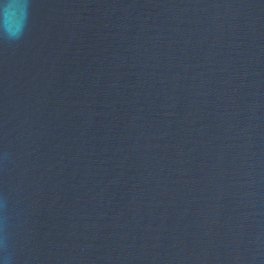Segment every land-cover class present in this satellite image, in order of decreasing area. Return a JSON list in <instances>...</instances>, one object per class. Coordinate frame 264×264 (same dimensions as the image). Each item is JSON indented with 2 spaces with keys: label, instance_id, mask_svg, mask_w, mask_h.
Instances as JSON below:
<instances>
[{
  "label": "water",
  "instance_id": "95a60500",
  "mask_svg": "<svg viewBox=\"0 0 264 264\" xmlns=\"http://www.w3.org/2000/svg\"><path fill=\"white\" fill-rule=\"evenodd\" d=\"M0 264H264V0H0Z\"/></svg>",
  "mask_w": 264,
  "mask_h": 264
}]
</instances>
